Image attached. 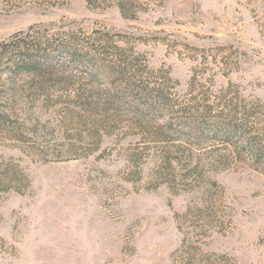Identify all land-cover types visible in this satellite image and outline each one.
I'll return each instance as SVG.
<instances>
[{
    "label": "rangeland",
    "instance_id": "rangeland-1",
    "mask_svg": "<svg viewBox=\"0 0 264 264\" xmlns=\"http://www.w3.org/2000/svg\"><path fill=\"white\" fill-rule=\"evenodd\" d=\"M21 31L122 56L175 109L258 105L264 139V0H0V43ZM37 82L18 77L0 125L18 181L0 185V264H184L185 239L210 255L196 264H264V172L232 146L152 138L66 67Z\"/></svg>",
    "mask_w": 264,
    "mask_h": 264
},
{
    "label": "trees",
    "instance_id": "trees-1",
    "mask_svg": "<svg viewBox=\"0 0 264 264\" xmlns=\"http://www.w3.org/2000/svg\"><path fill=\"white\" fill-rule=\"evenodd\" d=\"M119 7L123 15L126 14V3ZM38 35L35 31H21L0 43V125H6L10 120L19 76L28 75L44 85L66 67L100 85L102 89L96 92V99L101 108L128 111L148 120L147 128L142 129L152 138L165 142L186 140L195 145L211 141L225 143L255 169L264 172V139L248 127L249 120L260 117L258 105H249L236 98L232 103L221 99L222 105L216 114H213V105L197 106L192 112L187 108L175 109L167 102L162 88L152 91L131 82L126 77L129 63L122 56H118L120 66L115 67L107 64L104 52L64 43L46 45L38 40ZM15 177V171L6 169L0 175V185L7 188L17 184ZM179 257L184 264L211 261L208 260L210 255H203L200 246L190 241L187 244L186 239Z\"/></svg>",
    "mask_w": 264,
    "mask_h": 264
}]
</instances>
